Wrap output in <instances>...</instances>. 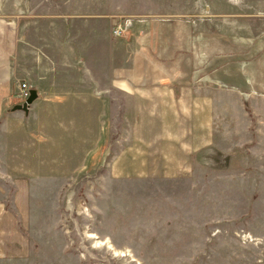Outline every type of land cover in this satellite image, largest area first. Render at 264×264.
Returning <instances> with one entry per match:
<instances>
[{
    "label": "rangeland",
    "instance_id": "obj_1",
    "mask_svg": "<svg viewBox=\"0 0 264 264\" xmlns=\"http://www.w3.org/2000/svg\"><path fill=\"white\" fill-rule=\"evenodd\" d=\"M0 18L17 25L21 73L37 70L21 106L47 80L95 81L110 102L85 150L92 130L61 116L0 119V199L12 208L18 177L33 191L29 255L0 264H264V0H0ZM149 25L190 62L171 82L213 92L212 143L182 170L142 169L127 102L107 90Z\"/></svg>",
    "mask_w": 264,
    "mask_h": 264
},
{
    "label": "crops",
    "instance_id": "obj_2",
    "mask_svg": "<svg viewBox=\"0 0 264 264\" xmlns=\"http://www.w3.org/2000/svg\"><path fill=\"white\" fill-rule=\"evenodd\" d=\"M150 28V25L145 27L141 35L132 33L136 46L130 64L115 69L107 90L115 99L120 96L127 102L126 119L130 123L127 130L135 134L140 132L141 153L147 157H143L142 169L182 170L186 168L182 165L192 154L212 143L213 92L211 90V94L204 93L198 98V91L203 93V88L188 83L177 86L171 82L175 74H190V62H185V56H170L166 47L158 45L160 35ZM20 50L17 25L0 18V119L13 109L17 115L22 113L17 108L22 102L15 96L19 80L23 77L25 81L35 82L37 70L27 69L21 73ZM45 82H39L41 88L35 90L37 95L28 106V116H52L53 119L61 116L62 121L69 124V129L72 126L83 135L86 130H92L88 133L89 139L82 140L83 150L96 143L95 139L102 137L99 129L102 108L110 104L108 99L101 97L105 90L102 85L95 81ZM86 123L91 125L87 128ZM67 144L72 146V142ZM13 185L12 208L0 199V259L24 258L31 249L25 221L33 198L32 182L29 178L18 177Z\"/></svg>",
    "mask_w": 264,
    "mask_h": 264
},
{
    "label": "water",
    "instance_id": "obj_3",
    "mask_svg": "<svg viewBox=\"0 0 264 264\" xmlns=\"http://www.w3.org/2000/svg\"><path fill=\"white\" fill-rule=\"evenodd\" d=\"M36 95H37L36 91L32 90L28 100L22 106L20 105L17 108L24 109L25 111H27L29 104H31L35 100Z\"/></svg>",
    "mask_w": 264,
    "mask_h": 264
},
{
    "label": "built area",
    "instance_id": "obj_4",
    "mask_svg": "<svg viewBox=\"0 0 264 264\" xmlns=\"http://www.w3.org/2000/svg\"><path fill=\"white\" fill-rule=\"evenodd\" d=\"M117 34H120L121 32H119V30H117L116 29V31H115ZM23 89H22V93L24 94V95H26L27 94V90H26V85L25 84H23Z\"/></svg>",
    "mask_w": 264,
    "mask_h": 264
}]
</instances>
